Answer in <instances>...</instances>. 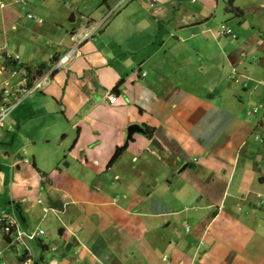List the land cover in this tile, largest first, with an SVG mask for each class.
<instances>
[{"label":"crops","instance_id":"1","mask_svg":"<svg viewBox=\"0 0 264 264\" xmlns=\"http://www.w3.org/2000/svg\"><path fill=\"white\" fill-rule=\"evenodd\" d=\"M59 1L48 22L47 0L0 7V55L33 71L107 17L0 127V264H264L263 35L219 34L227 0ZM8 5L53 37L29 52L11 43L21 17ZM13 79L0 74V88ZM132 124L154 137L128 138ZM9 214L45 234L11 243Z\"/></svg>","mask_w":264,"mask_h":264},{"label":"built area","instance_id":"2","mask_svg":"<svg viewBox=\"0 0 264 264\" xmlns=\"http://www.w3.org/2000/svg\"><path fill=\"white\" fill-rule=\"evenodd\" d=\"M12 3L22 4L24 7L28 5L27 0H12ZM4 0H0V7H4ZM27 17L30 19H38L32 13H28ZM107 17L102 20V22L95 23L88 26L86 29L77 32L74 35L76 42L75 47L71 48L67 54H65L61 59H58L52 65L46 69L40 76L34 77V74H29L25 67L18 65V56L12 57L10 55H0V74L8 72L12 78H17L15 84L5 82L0 88V127H3L6 123L11 111L16 107V105L26 96L40 90H44L51 83L54 73L57 70L65 67L69 61L76 55L77 48L85 41L93 38L97 32L105 24ZM42 22L41 19H38ZM219 34L230 36L232 38H237V34L229 27L222 26ZM110 102L114 104L118 97L115 94H109L108 96ZM12 99H15L14 101ZM262 108L261 105L255 107V111ZM4 222V232L9 236L10 242H20L24 243V240H33L38 235H44V230H39L38 232H24L22 231L16 222L13 215L9 214L2 220Z\"/></svg>","mask_w":264,"mask_h":264},{"label":"rangeland","instance_id":"3","mask_svg":"<svg viewBox=\"0 0 264 264\" xmlns=\"http://www.w3.org/2000/svg\"><path fill=\"white\" fill-rule=\"evenodd\" d=\"M58 2H60V1L59 0H51V1L47 0V4L44 6V9L42 10V12L45 10V16L44 17L46 19V22H48L49 20H52V14H48L49 9L51 8L50 4H55ZM7 3L9 4V0H7ZM262 4H264V0H255V1H253V0H238V5H240L243 9L246 8L248 10H246L243 17H236V18H233L234 16L231 13L230 14L226 13L225 17H224L225 19L222 20L224 26L227 27L228 25H230L235 30H237L239 38L242 37V32L243 31L245 32L246 30H248L250 32L256 30L259 33H261L264 37V6H262ZM8 6H10V7H8ZM8 6H7L8 8L5 10H11L13 12L15 10V12L17 13V16H18L17 19L19 17H21L16 22L14 20L13 24L10 25L11 27L13 25H17V27H18L17 32L11 31V33H9V40L11 41V43L12 42L19 43L20 46H22L25 51L29 52L32 49H34V47L37 46L38 44H40V45L44 44L46 42L47 38L53 37L52 35L48 34L46 31L34 32L33 29L27 30V28H29V25H27V23L29 22V19H27V15H26L28 13V10L20 9L19 5H13V6L8 5ZM229 18H233V19L230 20ZM46 22L45 23L43 22V25L44 24L46 25L47 24ZM29 24L31 25V23H29ZM220 28H222V26ZM37 33H39V34H37ZM15 34H17V36H15ZM16 37H19V40L16 39ZM262 53H264V52H262ZM11 81H12V84H14L13 83L14 79ZM258 106H259L258 104H255L254 108L258 107ZM172 180H174V178H172ZM176 184H177V179H175V186H177ZM185 199L189 200V205H192V204H197V200L199 198L195 197L194 203L192 200L190 201V197L185 198ZM200 206H202V205H200ZM193 213H194V210L190 207V208H188V211H186L182 214V217H184V216L190 217L193 215ZM186 222L188 224L184 226V229H186L189 232V230L191 229L190 226L192 225L191 219L187 218ZM46 226H48V223L46 224ZM0 238L1 239L3 238V232H1V231H0ZM45 238H43V239H45Z\"/></svg>","mask_w":264,"mask_h":264},{"label":"trees","instance_id":"4","mask_svg":"<svg viewBox=\"0 0 264 264\" xmlns=\"http://www.w3.org/2000/svg\"><path fill=\"white\" fill-rule=\"evenodd\" d=\"M226 10L228 13H231V14L236 15L238 17H243V14H244V12L241 9H239L235 6V0H228L227 1ZM57 60L58 59L55 57L53 59V63ZM48 68L49 67L42 65V66L36 67L34 69V71L29 67H27L26 69H27L29 74H34V77H37V76H40ZM120 85H121V83L117 87L114 88V92L119 91ZM145 131H146L148 138L152 139L154 137V129L152 127L145 126ZM128 147H129V143L126 142L122 147L117 148L111 162L109 163V166L113 165L126 152ZM5 239L8 240L9 239L8 236H6ZM35 264H37V263H35Z\"/></svg>","mask_w":264,"mask_h":264},{"label":"water","instance_id":"5","mask_svg":"<svg viewBox=\"0 0 264 264\" xmlns=\"http://www.w3.org/2000/svg\"><path fill=\"white\" fill-rule=\"evenodd\" d=\"M136 133L144 134L145 136H147L146 131H145V129H144L142 126H140V125H138V124H132V125H130L129 128H128V134H127V137L130 138V137H132V136H133L134 134H136ZM152 143H153L158 149L163 150V147H162V145L158 142V140L153 139V140H152Z\"/></svg>","mask_w":264,"mask_h":264}]
</instances>
